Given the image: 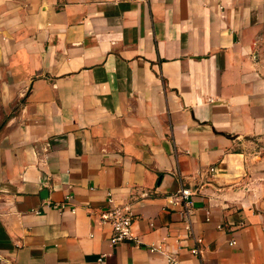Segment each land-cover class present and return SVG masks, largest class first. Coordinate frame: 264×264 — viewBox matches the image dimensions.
<instances>
[{"label": "crops", "instance_id": "1", "mask_svg": "<svg viewBox=\"0 0 264 264\" xmlns=\"http://www.w3.org/2000/svg\"><path fill=\"white\" fill-rule=\"evenodd\" d=\"M169 257L264 264V0H0V264Z\"/></svg>", "mask_w": 264, "mask_h": 264}, {"label": "built area", "instance_id": "2", "mask_svg": "<svg viewBox=\"0 0 264 264\" xmlns=\"http://www.w3.org/2000/svg\"><path fill=\"white\" fill-rule=\"evenodd\" d=\"M211 170L215 171V168H211ZM192 194L193 193L189 188H184L179 191L177 198L182 199L183 203H185V206L189 208L190 206H192ZM67 198L69 199L70 196H68ZM54 206L64 208L66 207V202L64 201L55 204ZM72 210L73 212H75V207H73ZM99 219L102 223L111 225L113 229L111 242L113 244L117 245L125 241H132L136 245H141L143 243L142 239L139 236L134 235L132 231V225L135 219L133 211L128 205L116 204L112 195H109L108 206L105 209L101 210ZM199 241L202 242V240ZM233 243H235V241H233ZM148 248L152 252H164V247L161 244H151L148 246ZM192 251L194 253L200 252L198 248H194ZM169 258L173 264H179L175 257Z\"/></svg>", "mask_w": 264, "mask_h": 264}, {"label": "water", "instance_id": "3", "mask_svg": "<svg viewBox=\"0 0 264 264\" xmlns=\"http://www.w3.org/2000/svg\"><path fill=\"white\" fill-rule=\"evenodd\" d=\"M46 193H47V190H44L42 195H44V194H46Z\"/></svg>", "mask_w": 264, "mask_h": 264}]
</instances>
